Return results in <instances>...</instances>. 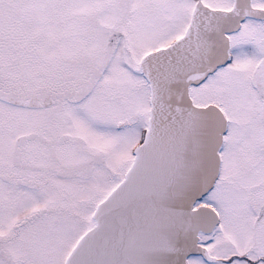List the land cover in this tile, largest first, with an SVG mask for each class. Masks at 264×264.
<instances>
[{
	"label": "snow or ice",
	"instance_id": "obj_1",
	"mask_svg": "<svg viewBox=\"0 0 264 264\" xmlns=\"http://www.w3.org/2000/svg\"><path fill=\"white\" fill-rule=\"evenodd\" d=\"M0 264H264V0H0Z\"/></svg>",
	"mask_w": 264,
	"mask_h": 264
}]
</instances>
